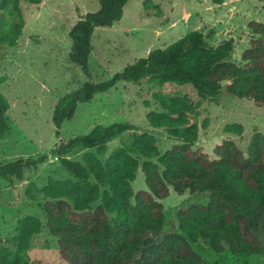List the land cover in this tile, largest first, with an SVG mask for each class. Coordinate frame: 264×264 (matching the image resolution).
<instances>
[{"label": "trees", "instance_id": "obj_1", "mask_svg": "<svg viewBox=\"0 0 264 264\" xmlns=\"http://www.w3.org/2000/svg\"><path fill=\"white\" fill-rule=\"evenodd\" d=\"M129 1L99 0V10L87 13L71 28L70 61L89 80L55 106L52 120L57 137L65 121L75 117L79 104L91 102L119 82L150 81L161 88L190 85L203 99H214L224 88L229 95L264 109V23L257 21L248 25L253 37L241 63L231 61L233 39L213 47L207 35L193 30L107 81L94 83L89 65L94 33L121 22ZM211 1L221 6L227 0ZM22 3L40 6L43 0H0V14L7 15L0 17V46H18L26 26ZM144 5L160 12L152 1ZM6 80L0 75V141L10 130V104L1 92ZM154 98L160 108L147 113L150 127L165 130L178 143L161 153L154 134L135 132L130 144L110 151L111 142L137 130L128 122L97 125L86 135L62 141L53 154L73 178H49L37 189L46 201V222L33 215L19 219L14 248L0 246V264H33L32 242L44 228L57 240L59 256L68 264H208L196 248L212 252V264L264 256V135L252 136L247 155L234 141L224 140L211 159L202 146L196 147L201 129L210 125L209 118L201 126L196 122L200 105L186 95ZM224 131L242 136L245 129L228 124ZM78 150L87 152L81 160L70 159ZM47 159L39 155L0 163V178L23 181L27 170H38ZM139 170L147 189L135 191L132 183ZM34 188L31 184L27 189L32 201ZM170 188L180 196L189 192V197L166 211L162 201L170 196Z\"/></svg>", "mask_w": 264, "mask_h": 264}, {"label": "rangeland", "instance_id": "obj_2", "mask_svg": "<svg viewBox=\"0 0 264 264\" xmlns=\"http://www.w3.org/2000/svg\"><path fill=\"white\" fill-rule=\"evenodd\" d=\"M147 1L158 5L160 12L145 7ZM99 8V0H43L40 6L22 3L26 26L18 46H0V75L7 78L1 92L10 104L7 113L10 130L0 141V163L39 155L48 157L38 170H27L23 181L0 178L2 247L14 248L19 219L33 215L46 222L43 211L46 201L37 189L43 188L49 178H73L53 154L62 141L86 135L97 125L128 122L137 130L111 142L110 151L122 143L130 144L135 132L154 134L161 153L177 144L165 130L151 128L146 119L148 112L160 108L154 98L156 94L186 95L194 104L200 105V115L195 120L201 126L204 119L209 118L210 125L206 130L201 129L196 147L202 146L211 159L216 158L214 148L224 140L234 141L247 155L252 136L257 132L264 135V109L229 95L224 88L214 99H203L190 85L161 88L150 81H142L119 82L108 92L97 94L91 102L79 104L75 117L65 121L57 137L52 120L55 106L62 97L89 80L70 61L72 41L69 32L82 17ZM6 16L0 14V17ZM252 21L264 23V3L260 0H227L221 6H215L211 0H130L121 22L112 28H98L94 33V50L89 61L91 80L94 83L107 81L128 65L147 57L151 51L165 48L193 30L207 35V42L213 47L233 39L235 49L231 61L241 63L242 53L253 37L248 27ZM228 124L243 125L244 134L226 133L224 128ZM86 152L78 150L69 158L81 160ZM144 161L140 159L141 164ZM31 184L35 185L34 201L27 196ZM132 187L135 191L147 189L141 170ZM188 197L189 192L180 196L170 188V196L162 203L166 211H172ZM196 250L212 264V252ZM30 259L33 264H68L60 258L57 240L46 228L34 237ZM222 260L226 262L223 256ZM231 264H264V256L256 255Z\"/></svg>", "mask_w": 264, "mask_h": 264}, {"label": "crops", "instance_id": "obj_3", "mask_svg": "<svg viewBox=\"0 0 264 264\" xmlns=\"http://www.w3.org/2000/svg\"><path fill=\"white\" fill-rule=\"evenodd\" d=\"M158 6V5H157ZM159 7V6H158Z\"/></svg>", "mask_w": 264, "mask_h": 264}]
</instances>
